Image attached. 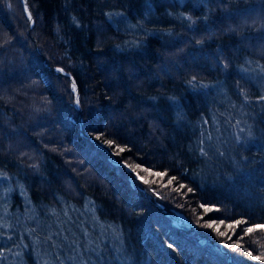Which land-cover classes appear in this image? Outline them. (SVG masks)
<instances>
[{"label": "trees", "instance_id": "1", "mask_svg": "<svg viewBox=\"0 0 264 264\" xmlns=\"http://www.w3.org/2000/svg\"><path fill=\"white\" fill-rule=\"evenodd\" d=\"M28 5L35 21L31 31L44 27L54 40L62 39L49 53L53 59L57 53L73 74L84 120H64L78 111L71 83L43 68L54 82L32 80L24 92L38 109L15 116L17 108L32 104L21 96L18 105L4 99L12 87L24 85L19 78L9 84L8 75L33 73L35 66L0 64L9 69L0 68V103L10 105L0 121L6 137L0 166L13 193L19 182L40 213L43 203L50 205L46 212L63 204L61 214L70 220L63 229L84 241L90 238L74 226L99 237L96 252L71 242L80 247L81 264H264V231L243 234L264 222V73L258 69L264 65V0H28ZM29 26L21 0H0V45L9 37L22 42ZM150 34L157 39H148ZM112 63L125 69L114 73ZM172 69L183 72L177 77ZM193 76L196 88L189 83ZM137 105L148 116L133 121ZM153 137L162 138V146L141 145ZM62 154L65 161L58 159ZM18 196L15 203L24 200ZM159 205L195 229L178 227ZM257 255L262 258L253 259ZM67 264H75L74 256Z\"/></svg>", "mask_w": 264, "mask_h": 264}, {"label": "rangeland", "instance_id": "2", "mask_svg": "<svg viewBox=\"0 0 264 264\" xmlns=\"http://www.w3.org/2000/svg\"><path fill=\"white\" fill-rule=\"evenodd\" d=\"M186 13L188 12L186 11ZM13 58L14 57H12L11 55L1 58V66H4L5 64L11 65L12 62H14ZM18 87L19 89H13L11 94L5 92L2 95L4 96V99L7 98L9 100H13V102L15 103V99L21 96V98L19 99L24 104H32L33 101L29 100L27 98V93L24 92L25 89H27V85ZM15 104L18 105L19 103L16 102ZM31 106H33V104ZM55 119L60 121V117ZM2 139L3 136L0 131V141H2ZM4 141H2L3 145H5ZM20 158L21 157H19L18 159ZM135 176L136 178L139 177L137 175ZM89 184L90 183H88V185ZM9 186H11L12 188L11 192H8ZM13 189L14 186L10 181L0 180V217H2V219H0V251L4 252V259L0 260V264H30L29 260L35 262V264H67V262L70 261L73 256L75 264H81L79 262V257L77 256V251H79V248L81 247L84 251H86L89 249H93L98 245L96 243L97 240H99V237L97 235H94V233H87L86 235L84 230L80 231L79 228L74 226L77 230V233H82L88 239L90 238L89 241L85 239L86 242L88 241L87 245L81 237L82 243H78L75 241L80 246L76 249L72 247L71 241L66 242L63 246L60 247L59 245L61 240H63L62 243H64V241H66L64 237L67 236V238L70 239L71 236L68 227L67 230L63 229L64 227H66L65 225L67 222L70 223L69 217H67L66 214H61L63 213L62 211L55 209H53L52 212L43 211L42 213H40L39 211L35 210V208L30 203L29 198L26 196L23 203L22 200H17L15 203ZM4 205H6V210ZM159 206L164 209L163 205ZM54 212L55 215L53 214ZM171 215L172 219L175 218L180 221V226L184 230L195 229L194 226L188 224L186 220L179 214L172 213ZM74 223L75 222L73 220V224ZM174 224L177 225L176 223ZM68 226L70 227V225ZM177 226L179 227V225ZM58 231L60 232L59 238L55 236V233ZM49 233L53 234L52 240L47 239ZM53 240L57 241L55 245L57 246V249H55V247H52L54 246L52 242ZM104 249L107 251L105 245ZM17 253H19V255H17Z\"/></svg>", "mask_w": 264, "mask_h": 264}, {"label": "bare ground", "instance_id": "3", "mask_svg": "<svg viewBox=\"0 0 264 264\" xmlns=\"http://www.w3.org/2000/svg\"><path fill=\"white\" fill-rule=\"evenodd\" d=\"M21 2L24 5V13L28 17L31 16V19H29L30 20L29 29L25 32V36H24L22 42H18L15 39L9 37L3 44L0 45V53H1L0 59L11 55L12 57H14L13 58L14 62H12V64L17 65V66H22L23 62H26L28 68L30 66L34 65L35 70L33 71V73H30V74H29V72H27L26 69L24 71H22L21 73H19V72L14 73V70H13L14 74H10L12 72V70L9 73V69L7 67H1L0 66L2 71L4 70L5 72L9 73L7 81L10 84V82H13V81L15 82V80H17L19 78V80H21L24 85H27V87H29V86L31 87L32 80H34V79L41 80V81H49V82L53 83L54 78L49 76L47 73H44L40 69V68H43L46 71H51L55 74L66 77L67 80L71 83V90L72 91H73L72 85L74 82L76 85V91L75 92L73 91V92L75 94V98L78 97L77 84L74 80L73 74H71L70 72H67L63 68L62 63L59 61L61 59V57L57 53H53L54 59L50 56V53H49L50 48L51 47L56 48V46H58L62 42V39L57 37L56 40H54L53 36H51L49 34V32L47 30H45L44 27L41 28L40 33L32 32L31 30H32L33 26H35V21L33 19L30 7L28 5V0H21ZM119 16H121V14ZM85 25H87V24H85ZM148 37H149L148 39H150V38L157 39V37L155 35H152V34L148 35ZM43 38L48 39L47 41H45V43H46L45 47L39 46V44ZM163 39L165 40L166 37H164ZM65 44L68 45V43H66V42H65ZM145 47H148V46L145 45ZM81 53L84 54L83 51H81ZM27 54H29L31 58L28 57ZM117 66H119L120 68ZM121 66L122 65H120V64L117 65L116 63H112L109 66L110 71L116 73L118 71L124 70L125 68H122ZM58 68H62L64 71L63 72L57 71ZM95 69L96 70H102L100 66L95 67ZM172 71H176V70L172 69ZM182 72H183L182 69H180V70L178 69V71L175 72L176 76L178 77V74L181 75ZM0 74L2 75V73H0ZM44 85H48V84L44 83ZM35 87H37V86H35ZM41 87L46 89L47 91H49L43 85H41ZM12 89H15V87H12ZM36 89H39V88H36ZM9 101L12 102L13 100H9ZM4 105L5 106H2V103H0V121L2 118H4V119L7 118L8 115H6V113H8L10 111V110L6 109V106H8L10 108V105H8V104H4ZM75 105H76L78 111L77 112H71L70 115L67 114L64 117V120L66 122L76 120V121H79L80 123H82L84 120V115H83L82 111L80 110V105L77 106V104L74 102V106ZM3 108L6 110H4ZM17 109H20V112L14 114V115L15 116L17 115V117H21L22 115L25 114L24 110L26 113H30V112H33L35 109H38V108H34L33 106H25V107L20 106ZM143 109H144V107H141L140 105H137L136 107L133 108V112L131 115V118L133 121H139L142 117L148 116L147 113L143 112ZM9 118H11V117H9ZM130 125L133 128H138V129H140L142 127V125L137 123V122H130L129 126ZM2 136H3L2 141H4L6 139V137H4L3 133H2ZM2 141H0V142L3 143ZM162 141H163L162 138H154L153 137V138L147 139V143L141 142V145L145 146V147L149 146V148L152 149V148L157 147V146H162ZM165 143L168 144V142H165ZM100 144H101V146H104L102 142H100ZM68 148L71 149V147H68ZM70 149H68V150H70ZM104 149L108 155H111L112 158H115V155H114V153L110 147L107 146ZM65 150H67V149H65ZM58 159L60 161H65L67 159V156L65 154L58 155ZM12 160H16V162L21 163V161L19 159H16V157H14ZM124 165H125V163H124ZM2 169L3 168L0 166V171ZM125 169L128 170L131 174H135V171H133V169H131L127 166ZM11 175L15 178H18L17 175H15L12 171H11ZM16 183H17L16 186H18V188H17L18 191L14 192L13 195L15 196V195L20 194L23 199H25V196L28 197V194L26 191H25V195L21 193L19 182H16ZM15 189L16 188L14 187L13 190H15ZM23 189H24V187H23ZM18 197L21 198L20 196H18ZM29 200H30V203L32 204V206L34 207V204L32 202V198H29ZM23 201H25V200H23ZM23 201H22V203H23ZM56 204L53 205L54 207H57L56 210H60L64 213V210H65L64 205L61 203H56ZM49 207H50V205L46 204V203H43L40 206V208L45 210L44 212H46ZM52 211H53V209L48 210V212H52ZM163 213L166 216H169V217L171 216L170 212L166 209L163 211ZM171 219H172V216H171ZM172 221H173L172 223H176L177 225H179L180 228H182L180 226V221H178L175 218H173ZM81 223H82V221H81ZM62 241L63 240H61V242H60V245H59L60 247L69 241H71V242L76 241V242L82 243L81 236H73V237L70 236V239H67L66 241H64V243H62ZM52 247H55V249H57V246H52ZM55 249H54V251H55Z\"/></svg>", "mask_w": 264, "mask_h": 264}, {"label": "snow or ice", "instance_id": "4", "mask_svg": "<svg viewBox=\"0 0 264 264\" xmlns=\"http://www.w3.org/2000/svg\"><path fill=\"white\" fill-rule=\"evenodd\" d=\"M108 15L111 17L112 13H109ZM121 15H122V14H121ZM181 17H182L183 19H187V20L190 21L191 23H195V21L193 20V18H192L191 15H185V14L181 13ZM29 19H31V16H29ZM74 22H75V21H74ZM133 27H135V26H133ZM133 43H134V42H133ZM247 63H248V64H251L250 61H247ZM222 67H223L224 70H227V68L229 67V65H228L227 62H224V63L222 64ZM258 69H259V71H260L261 73H264V65H258ZM249 70H250V69L247 68V67H243V66L241 67V71L244 72V73L249 72ZM57 71L63 72L64 70H63L62 68H58ZM189 83L192 85L193 88H196V87L198 86L197 83H196V77H195V76L192 77V80L189 81ZM199 86H201V87H207V85H203V84H200ZM72 87H73V91L75 92V91H76V85H75L74 82H73ZM240 91H241L242 94L245 95V99H247V95H246L245 90H244V89H240ZM170 99H173V98H170ZM260 99L264 100V95H262V96L260 97ZM75 103L77 104V106L80 105V100H79L78 97L75 98ZM177 107L179 108V105H177ZM179 118H180V113L178 112V119H179ZM97 138L99 139V137H97ZM106 143H107L109 146H112L114 142H113L112 140H107ZM119 151L123 152V151H124V148H119ZM201 153H202L203 155H206V153L204 152L203 148H201ZM145 171H148V169H145ZM155 175H156V176H163V175H165V173H163V172H156ZM6 179H10V177H8L6 173L0 171V180H6ZM172 179H175V177H173ZM20 189H21V193H22V194H25V190L23 189V186H22V185H20ZM11 191H12V188H11V186H9V188H8V192H11ZM189 191H191V189H189ZM4 207H5V210H6V205H4ZM201 207H204V205H201ZM208 210H209V209H206V211H208ZM5 214H6V212H5ZM53 214L55 215V212H54ZM65 214H66V213H65ZM0 219H2V217H0ZM241 222H242V221L237 220V221H235V224L238 225V224H240ZM232 226H233V225H229L230 228H231ZM257 229L264 231V222H261V223H254L252 226L246 227V228L243 230V234H251V233H253V232H254L255 230H257ZM52 236H53V234H52V233H49L47 239L52 240ZM55 236H56L57 238H59V236H60V232H59V231L56 232V233H55ZM241 238H242V237H241ZM64 239L67 240V239H68L67 236H65ZM52 242H53V245H54V246H55L56 243H57L56 240H53ZM73 244H75V241H73ZM25 247H26V246H25ZM97 247H98V246H97ZM169 247H171V245H169ZM92 251H93V252H96V251H97V248H93ZM247 254H248L249 256L252 255L251 252H248ZM17 255H19V253H17ZM97 255H99V253H97ZM261 258H262L261 255H257V256H254V257H253V259H256V260H259V259H261ZM2 259H4V252H3V251H0V260H2Z\"/></svg>", "mask_w": 264, "mask_h": 264}]
</instances>
